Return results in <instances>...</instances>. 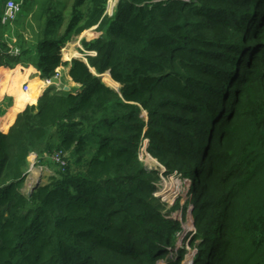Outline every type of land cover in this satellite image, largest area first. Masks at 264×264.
<instances>
[{"label": "trees", "instance_id": "1", "mask_svg": "<svg viewBox=\"0 0 264 264\" xmlns=\"http://www.w3.org/2000/svg\"><path fill=\"white\" fill-rule=\"evenodd\" d=\"M20 2L37 27L10 47L16 19L0 20V67L16 58L50 80L67 43L98 36L80 41L86 61H70L79 93L41 94L35 82L0 129V264L166 258L181 230L172 212L187 205L154 195L142 139L164 175L194 180L192 264H264V0H118L111 16L108 0ZM52 149L65 165L52 162L29 195L28 157L42 166Z\"/></svg>", "mask_w": 264, "mask_h": 264}, {"label": "crops", "instance_id": "2", "mask_svg": "<svg viewBox=\"0 0 264 264\" xmlns=\"http://www.w3.org/2000/svg\"><path fill=\"white\" fill-rule=\"evenodd\" d=\"M6 1L7 0L3 1L2 4L0 5V13L4 12V14H5V3H6ZM13 1L16 2L15 0H13ZM180 1H182L184 3L189 2V0L188 1L180 0ZM41 4H42V1H39L32 13L36 12ZM18 5H19V8L21 10V2ZM30 15L31 14H25L19 18V14H18V15H16L17 17H15L13 20L9 21L8 25H13V22L16 19V21L14 22L15 28L12 29L9 33L7 32V34H6L8 46L11 47L16 42L17 34L22 33V34L27 35L28 30L27 31L25 30L27 25H22L21 23H23L24 20L26 18H28ZM17 22H18V24H16ZM94 29H95V27H93L89 30H91L93 38H96L98 36V34L94 31ZM11 49H14V48H11ZM11 49H9V52ZM18 54H19V52H18ZM11 56L16 57L17 55L16 56L11 55ZM70 60L65 59V61H63V62H65V65L61 66L57 69V75L55 78H57L59 80V82L61 84H63V86L68 87L67 92H70L72 94H77L81 91V86L79 84L74 83L71 80V78L69 77ZM102 77H100V78H101V81L104 83V81L102 80ZM35 82H40L39 91L41 94H43L44 91H50L51 93L63 91V90H60L59 87L55 84H53V85L47 84L45 82V80L40 79L39 72L32 65L22 64L18 60H16V58L11 59V61L7 65L0 67V129L3 130L10 123L13 115L21 110L22 106H19L17 103L20 101H26V99L28 98L27 93L29 91L24 92L22 90L23 86L25 84H27L29 86V90H30V87L32 86L31 84H33ZM104 84L107 85L106 83H104ZM116 84H117V86L119 85L118 83H116ZM107 86L114 89L110 85H107ZM119 87H120V85H119ZM114 90L117 91L116 89H114ZM38 95L35 97V99L38 97ZM58 138H59V136L55 135L54 138L52 139L53 141L50 143V145L51 146L56 145ZM53 152L54 151L52 149L50 152H43L41 154L42 166L33 164V168L31 169L30 173L27 174V177H25V181H24V189L27 193L34 188V185L37 182L48 181L49 178L52 177V174L54 173L53 164H52L53 161L51 158L53 155L52 154ZM31 155H35V154L31 153L28 157V163L30 166H31V160H30ZM35 159H36V155H35ZM147 168L150 169L149 167H147ZM28 181H30L32 183V187H31L32 189L27 188V182ZM24 189H23V191H24Z\"/></svg>", "mask_w": 264, "mask_h": 264}, {"label": "rangeland", "instance_id": "3", "mask_svg": "<svg viewBox=\"0 0 264 264\" xmlns=\"http://www.w3.org/2000/svg\"><path fill=\"white\" fill-rule=\"evenodd\" d=\"M4 0H0V5ZM16 3L20 4V0H15ZM118 0H108L106 5L105 13L108 16H111ZM109 2L111 6H109ZM42 5V4H41ZM40 5V7H41ZM39 7V8H40ZM0 20H3L4 12L0 13ZM35 20L32 17L26 18L22 25L30 24V28L27 26L25 30L28 28L35 29L37 27L36 17L37 14L34 15ZM9 24V21H6ZM18 24V23H17ZM28 32V31H27ZM84 38L86 41L92 40L93 35L91 30H87L83 32L80 37L74 39L70 43L66 44L62 49V61H65V57L69 60L72 58H77L85 61V54L82 45L80 44L81 39ZM68 56V57H67ZM71 61V60H70ZM104 79H107V76H103ZM114 88V87H113ZM119 85L116 86V90H118ZM147 147H140L138 156L139 160L143 164L144 167H149L150 170L154 169L159 172V181L155 186L154 195L159 197L162 201L167 203L168 205H175L177 202L180 203L182 207L184 204L187 205V209L185 212H181L180 209L172 212V216L181 222V230L178 232L175 243V250L169 251L166 255V258L159 259L157 264H167L170 260L177 261L178 264H192L194 255L196 254V249L190 247L188 245L189 240L192 235L195 233V228L193 226L192 219V207H191V198L193 195L194 189V180H190L186 177H182L180 174L178 177L172 176V174L164 175V167L161 168V165L154 159V162L148 160ZM150 156V155H149ZM151 157V156H150ZM152 158V157H151ZM32 162V161H31ZM148 169V168H147ZM190 184V185H189ZM178 249H181L180 252H176Z\"/></svg>", "mask_w": 264, "mask_h": 264}, {"label": "built area", "instance_id": "4", "mask_svg": "<svg viewBox=\"0 0 264 264\" xmlns=\"http://www.w3.org/2000/svg\"><path fill=\"white\" fill-rule=\"evenodd\" d=\"M185 1H188V0H185ZM18 12H19V5L16 2H14L13 0H7L5 3V14H4L2 21L6 22V21L13 20ZM9 53L13 56H16V55H18V50L11 49ZM49 82H50L49 80L46 81L47 84H50ZM28 89H29V86L27 84H25L22 88V90L24 92H27ZM142 146L143 147L145 146V141L142 143V145L140 147H142ZM51 158H52V161L54 163L58 164L59 166L63 167L65 165L64 155L62 152L53 153ZM30 160L32 162H31V166H29L30 168H28V170H27V174L30 173L31 169L33 168V164L35 165V155H31ZM27 174H26V177H27ZM172 176L178 177L179 174L174 172L172 174ZM31 187H32V183L30 181H28L27 182V188L30 189Z\"/></svg>", "mask_w": 264, "mask_h": 264}, {"label": "water", "instance_id": "5", "mask_svg": "<svg viewBox=\"0 0 264 264\" xmlns=\"http://www.w3.org/2000/svg\"><path fill=\"white\" fill-rule=\"evenodd\" d=\"M91 71H92V70H91ZM92 72H93V71H92ZM107 73H108V72H107ZM108 74H109V73H108ZM102 76H103V74L100 75L99 77H102ZM50 83L57 85V86L59 87V89H60V90H63L64 92H67V91H68V87L63 86V84H61L57 78H53V79H51V80H50ZM34 186H35V185H34ZM31 189H32V188H31ZM30 191H31V190H30ZM30 191L28 192L29 195H30Z\"/></svg>", "mask_w": 264, "mask_h": 264}, {"label": "clouds", "instance_id": "6", "mask_svg": "<svg viewBox=\"0 0 264 264\" xmlns=\"http://www.w3.org/2000/svg\"><path fill=\"white\" fill-rule=\"evenodd\" d=\"M19 10H20V8H19ZM17 15V14H16ZM16 17V16H15ZM86 52V51H85ZM87 54H91V53H89V52H86V54L85 55H87ZM55 78V77H54ZM53 79V78H52ZM51 80V79H50ZM49 80V81H50ZM47 80H45V82H46ZM50 83V82H49ZM50 85H53V84H51L50 83ZM143 115L145 116L146 115V113L144 112L143 113ZM145 141V146L147 147V143H148V140L147 139H142V141H141V143H140V145H139V147L142 145V143ZM35 165H36V159H35ZM30 166V165H29ZM161 168H163L162 166H161ZM159 173V172H158ZM27 174V173H26ZM194 226V225H193ZM195 228V227H194Z\"/></svg>", "mask_w": 264, "mask_h": 264}, {"label": "bare ground", "instance_id": "7", "mask_svg": "<svg viewBox=\"0 0 264 264\" xmlns=\"http://www.w3.org/2000/svg\"><path fill=\"white\" fill-rule=\"evenodd\" d=\"M68 57V56H67ZM65 59H68V58H66L65 57ZM107 80V82L112 86V87H114V88H116V83L114 82V81H112L109 77L106 79ZM40 85V82H38V86Z\"/></svg>", "mask_w": 264, "mask_h": 264}]
</instances>
